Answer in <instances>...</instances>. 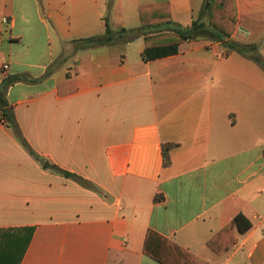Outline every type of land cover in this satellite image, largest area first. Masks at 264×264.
Here are the masks:
<instances>
[{
    "label": "crops",
    "instance_id": "crops-1",
    "mask_svg": "<svg viewBox=\"0 0 264 264\" xmlns=\"http://www.w3.org/2000/svg\"><path fill=\"white\" fill-rule=\"evenodd\" d=\"M204 3L0 0V85L19 79L0 116V228L32 230L20 264H160L143 252L148 231L205 264H264V0H234L224 41L155 61H142L144 36L76 42L102 35L105 19L139 28L140 6L168 5L143 13L171 29L207 23ZM163 33L154 42L173 37ZM164 144L175 145L167 167ZM239 214L250 230L222 255L207 248Z\"/></svg>",
    "mask_w": 264,
    "mask_h": 264
},
{
    "label": "trees",
    "instance_id": "trees-1",
    "mask_svg": "<svg viewBox=\"0 0 264 264\" xmlns=\"http://www.w3.org/2000/svg\"><path fill=\"white\" fill-rule=\"evenodd\" d=\"M151 9L168 10V5L140 6L139 16L141 26L135 29L119 28L117 30H112L105 19V31L102 35L77 40L76 42H81L88 48H96L111 46L116 42L127 43L140 36H144L145 42L141 58L144 62H150L176 55L179 46L186 41L199 39L224 41L230 37L235 27L234 0H205L201 16H204L208 22L204 23L201 19H198L193 21L187 28L171 29L170 26H172V23L167 19L164 22L162 21L155 24L149 23L143 11H152ZM164 31L172 32L171 34L173 37H171V40L154 42L160 38L164 39L166 37L167 33L164 34ZM18 80L17 77L7 78L3 80L0 85L1 118L8 119L9 115L7 108L9 105L6 100V91L9 86ZM23 144H25V142H23ZM173 147H175L174 144L162 145L161 153L163 167H167L170 164L168 153ZM40 165L43 169H49L53 172L62 174L66 178L78 182L82 181L74 174L62 171L56 166L49 165L47 162H40ZM157 199V197L154 198L155 201ZM250 228V222L243 215L239 214L222 230L212 236L207 241L206 246L217 255H222L232 248L237 235L245 234ZM31 233L32 230L29 228H0V264H20L30 242ZM152 239L169 245L170 249L177 250V256L172 254L170 258L168 256L169 253L165 256V253H161L160 255L151 251L149 249V244L152 243ZM143 252L160 264H205L200 262L193 254L161 238L152 231H148L146 234Z\"/></svg>",
    "mask_w": 264,
    "mask_h": 264
},
{
    "label": "built area",
    "instance_id": "built-area-1",
    "mask_svg": "<svg viewBox=\"0 0 264 264\" xmlns=\"http://www.w3.org/2000/svg\"><path fill=\"white\" fill-rule=\"evenodd\" d=\"M4 22H6V19L3 20ZM8 70V65L7 64H1L0 65V72H5ZM257 219L261 220L260 217H257Z\"/></svg>",
    "mask_w": 264,
    "mask_h": 264
}]
</instances>
